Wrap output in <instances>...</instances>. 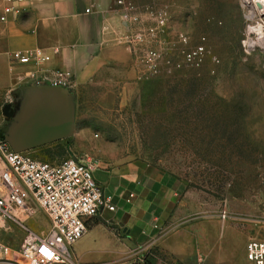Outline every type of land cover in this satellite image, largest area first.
Listing matches in <instances>:
<instances>
[{
	"label": "rangeland",
	"instance_id": "374dc122",
	"mask_svg": "<svg viewBox=\"0 0 264 264\" xmlns=\"http://www.w3.org/2000/svg\"><path fill=\"white\" fill-rule=\"evenodd\" d=\"M135 4L144 23L157 27L166 57L182 61V51L202 45L203 61L183 62L149 80L136 61L139 84L90 85L77 128L100 142V150L106 146L123 158L142 159L187 188L188 235L176 243L181 255L154 246L147 264H253L247 243L264 239V45L258 42L264 14L249 20L241 0ZM2 102L0 135L8 122ZM30 153L55 162L78 155L65 141ZM28 203L32 211L19 209L20 219L0 220V264H26L19 255L26 228L48 232L44 210Z\"/></svg>",
	"mask_w": 264,
	"mask_h": 264
},
{
	"label": "crops",
	"instance_id": "0c3cea01",
	"mask_svg": "<svg viewBox=\"0 0 264 264\" xmlns=\"http://www.w3.org/2000/svg\"><path fill=\"white\" fill-rule=\"evenodd\" d=\"M125 32L117 0H0V102L15 110L4 135L23 122L34 92L53 88V71L71 72L74 85L57 92L73 104L74 132L71 141L57 142H67L83 159L99 160L95 178L115 205L89 219L88 231L73 247L78 264H147L154 246L180 256L176 243L188 235L183 224L189 220V201L182 182L142 159L123 158L106 146L100 150V142L77 128L90 85L139 84L140 68ZM38 48L51 58L27 65L11 60L12 51Z\"/></svg>",
	"mask_w": 264,
	"mask_h": 264
},
{
	"label": "built area",
	"instance_id": "2783aa9c",
	"mask_svg": "<svg viewBox=\"0 0 264 264\" xmlns=\"http://www.w3.org/2000/svg\"><path fill=\"white\" fill-rule=\"evenodd\" d=\"M117 4L122 9L126 28L124 39L131 46L135 60L144 66V79L156 78L164 70L181 68L183 62L195 66L202 63L205 51L202 45L182 51V61L166 57L160 47L157 27L144 23L136 12L135 0H117ZM165 20V14H160V28L165 26ZM183 40L186 41V37ZM10 56L12 61L23 65L51 58L39 48L15 50ZM36 76L33 73L35 80H40ZM49 81L53 86L65 88L75 83L71 72L60 69L50 74ZM97 167L96 159L77 155L62 162L39 159L30 151L14 150L0 135V220L20 219L19 209L32 211L34 205L29 201L42 208L48 218L49 229L45 236L26 228L19 249L26 264H78L73 247L88 231L89 219L104 209L115 210L112 198L95 178ZM226 216L224 212L222 217ZM246 254L253 264H264V239L251 238Z\"/></svg>",
	"mask_w": 264,
	"mask_h": 264
},
{
	"label": "water",
	"instance_id": "95a60500",
	"mask_svg": "<svg viewBox=\"0 0 264 264\" xmlns=\"http://www.w3.org/2000/svg\"><path fill=\"white\" fill-rule=\"evenodd\" d=\"M50 90L34 92L31 102L26 108L24 120L3 136L16 151H30L40 146L67 139L74 132V107L71 101L59 90H67L62 86H53ZM7 119L15 115L11 104L3 107Z\"/></svg>",
	"mask_w": 264,
	"mask_h": 264
},
{
	"label": "bare ground",
	"instance_id": "6f19581e",
	"mask_svg": "<svg viewBox=\"0 0 264 264\" xmlns=\"http://www.w3.org/2000/svg\"><path fill=\"white\" fill-rule=\"evenodd\" d=\"M241 1L243 8L245 10H248V14L246 15V17L249 20H255L264 14V0H241ZM259 34L262 33L260 32ZM258 42L264 45V37H260Z\"/></svg>",
	"mask_w": 264,
	"mask_h": 264
}]
</instances>
